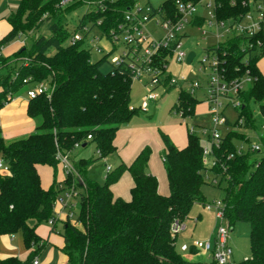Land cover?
Here are the masks:
<instances>
[{"label": "trees", "instance_id": "obj_1", "mask_svg": "<svg viewBox=\"0 0 264 264\" xmlns=\"http://www.w3.org/2000/svg\"><path fill=\"white\" fill-rule=\"evenodd\" d=\"M215 1L220 19L239 20L256 0ZM136 2L20 0L8 17L11 29L0 40V65L6 61L18 63L24 56L30 60L0 76V109L28 84L49 80L52 93L29 98L27 113L36 121L35 132L25 138L6 140L0 130V158L11 170L0 173V234L21 231L26 247L31 250L26 260L10 256L0 264H33L45 246L38 226L55 217V202L62 191L60 184L75 183V174L65 173L57 153L73 152L91 143L99 151L97 158L74 161L82 183H75L79 190L76 218L62 221L60 233L64 238L62 251L67 256L66 264H202L179 253L178 236L171 233V224L174 220L186 221L196 203L207 202L202 187L207 183L216 185L214 179L224 190V214L230 230L238 221L250 225L252 256L235 264H264V136L261 151L239 155L234 140L244 135L227 133L222 147L215 150L219 163L208 167L203 161V144L196 134L188 131L187 145L179 148L161 131L170 189L166 195L160 193L158 178L149 171L152 152L149 145L130 164L122 162L107 172L103 183L89 177V167L116 151L117 131L140 109L131 104L129 70L120 67L104 72L102 64L108 60L107 55L92 61L91 47L83 41L70 44L69 38L88 23L93 28L99 20L102 32L111 36V30L124 20V11ZM83 5L89 6V10L81 16L75 30L70 31L65 27V16ZM161 5L168 14H174V0H162ZM45 21L49 23V34L34 39L31 49L23 46L12 56L2 55L4 46L38 30ZM261 37L260 48L245 49L243 38L235 36L205 49L217 51L228 77H243L248 71L255 77L241 94L242 113L251 127L257 126L253 105L264 115V74L258 66L264 56V33ZM161 59H166L165 55ZM199 102L196 95L179 88L172 109L191 117ZM40 166L53 170L54 181L48 188L42 185ZM61 171L64 175L60 177ZM126 171L133 178L130 200L116 197L112 191V185ZM194 248L189 249L192 254Z\"/></svg>", "mask_w": 264, "mask_h": 264}, {"label": "built area", "instance_id": "obj_2", "mask_svg": "<svg viewBox=\"0 0 264 264\" xmlns=\"http://www.w3.org/2000/svg\"><path fill=\"white\" fill-rule=\"evenodd\" d=\"M115 1V0H111ZM264 0H256L252 2V9L248 11L241 19H220L216 11L215 0L193 1V0H174L175 12L173 15L167 13L163 6L158 4L153 6L151 3L141 5L136 2L133 6L124 11V20L111 30V36H107L102 32L100 25L101 20L93 28H89L90 23L82 28V31H74L69 38L70 44L78 42H86L91 50L95 49L101 53L107 50L106 54L111 64V71L123 67L129 70L131 78L140 79L144 75L150 77L149 83L151 88L146 95L140 109H146L151 101L159 98L157 90L159 88L167 91L168 87L180 86L185 88L192 94L201 87V81H188L185 79H174L167 75L169 60L175 58L177 62H184L188 53L182 49L183 39L187 35V27H198L201 33L206 36L209 32L208 28L216 29L217 39L221 40L224 36L241 37L247 47L260 48L263 45L261 34L264 33ZM101 6H103L101 2ZM203 7L206 14L200 13ZM200 20H203L200 22ZM152 22L153 29H149L147 24ZM98 28L101 32L100 36L95 39L98 44H91L88 40L89 33ZM223 30V33L220 31ZM86 33V34H85ZM104 40L109 45L106 49L103 44ZM94 40H92V43ZM220 43V42H219ZM219 45V44H218ZM118 48L120 51L113 54ZM161 55H165L166 59H161ZM192 59L191 63L194 61ZM198 71L207 72L206 78V103L208 113L211 116L213 129H203L208 144L203 145L202 154L203 161L208 167L216 166L219 163L215 150L223 145V138L230 132H239L244 136L235 138L236 154L244 155L249 152L255 153L262 150V137L264 136V120L259 128L247 126L246 118L242 113L244 105L241 94L246 90L255 77L248 71L243 77L230 78L222 69L221 59L217 51L205 52L199 61ZM29 83L28 79L24 80ZM47 93L51 95L52 87L43 82L31 85L26 94L28 98H34L39 94ZM133 107V106H132ZM231 112V113H230ZM184 116L183 111H178ZM264 118V115H262ZM226 126V131L221 132V127ZM188 131L195 134L194 124L190 125ZM91 139V135L88 136ZM80 147V144H76ZM99 154V151H98ZM72 152L58 151L57 158L64 169L65 173L77 174L72 160ZM112 170L110 165L106 166V172ZM10 167L0 158V173H10ZM210 178V177H209ZM214 184H218V179L212 180ZM62 189L55 202V217L49 219V225H55L56 221L63 216V220L76 218V209H79V191L75 187V183L71 186L60 184ZM204 206L209 210H215L216 217L222 222L226 221L224 214L223 200L206 202ZM186 229L185 221L174 220L171 224V233L179 235ZM230 228L227 229L222 224L217 230L214 243L210 241H195L193 246L202 249L205 252H212L215 264H233L231 261L232 249L228 242ZM183 250H188V246L184 244ZM33 264H40V259L36 257Z\"/></svg>", "mask_w": 264, "mask_h": 264}, {"label": "rangeland", "instance_id": "obj_3", "mask_svg": "<svg viewBox=\"0 0 264 264\" xmlns=\"http://www.w3.org/2000/svg\"><path fill=\"white\" fill-rule=\"evenodd\" d=\"M148 1L153 6H157L162 0H138V3L141 5H145L148 3ZM87 10H89V6L83 5L75 11L66 14L64 21L65 27H67L70 31L75 30V27L78 25L81 16ZM200 13L203 15L206 14L203 7L200 8ZM48 26V21H45L38 30L22 36V39H24L26 47L28 49H31L34 39L41 35L49 34ZM147 27L149 29H153V23H148ZM208 30V34L204 36L198 27L188 26L186 29L188 35L183 39L182 49L186 51H194L196 57L192 63H187L186 61L177 62L175 58H171L169 60L167 69V75L174 79L180 80L183 78L188 81H201V87L198 88L195 92L197 98L200 100L196 107L195 114L191 117L182 116L180 113H176L175 110L172 109L179 95V85L168 87L167 91H165V89L163 88H159L157 90L160 95L159 98L151 101L146 109H140L146 95L149 93V89L151 88V84L149 83L150 77L148 75H144L140 79L132 78L131 104L133 107L140 109L139 114H136L126 125L120 128L121 133L123 132V135H125L123 139H120V141L122 140L120 143L121 146L117 147V150L114 153L95 161L89 167V177L92 180L103 183L107 175L105 167L110 165L115 168V166L118 165L117 163L119 162L120 157L123 156V151L130 146V141L133 139L135 140V142L138 141L140 142V144H148L151 147L152 152L148 167H150L151 164L152 167L154 166L153 169L159 172L157 173L159 187L161 190L169 193L170 189L167 174L163 164V140L161 137V131L167 133L169 136H176V138L179 139L180 137L186 136L188 128L190 127V125L194 124L195 134L198 136L201 143L203 145H209V142H207L206 137L203 134L204 128H207L209 130L213 129L211 116L208 113V106L205 101V80L207 78L208 71H206V73L198 71V67L200 65L199 61L204 56L206 48L216 47L219 42L221 44L228 38L227 36H224L223 38H221V40H218L216 29L213 27H209ZM220 32L223 33V30H221ZM100 35L101 32L98 28L93 29L88 35L89 42H91V44H98L99 41L95 39V37ZM92 40H94L93 43ZM100 44H103L106 49L109 48V45L104 40H102ZM119 51L120 48H118L113 54L118 53ZM210 51L212 52L213 49ZM106 52L107 50L101 53L97 52L95 49L91 50V60L97 61L98 59L102 58L106 54ZM109 58L102 64V70L104 72H108L111 69ZM29 60L30 58L27 56L19 58L20 64L23 62L28 63ZM18 65L16 62H4L2 65H0V76L5 75L8 71L14 70V68ZM258 66L264 74V56L258 62ZM42 82L48 84V86L50 87L49 80H45ZM31 85L32 84H28L24 86L22 91L26 93V90ZM253 109L257 119V126L260 128L263 124L264 118L260 114L257 105H253ZM226 129V126L221 127V132L224 133ZM127 131H129V137H126ZM121 133L117 132L116 138L117 135H122ZM28 135L29 134L19 138H25ZM97 156L98 152L95 148V145L91 143L87 147L75 148L71 157L73 161L78 162L80 158H97ZM48 171L50 172V169ZM125 174H123L119 178L117 184L119 183L121 190H127L129 192L131 199L132 194L129 185H127L129 184L127 178L130 176L129 174ZM74 182L82 183V177L80 176L78 171L77 174L74 175ZM202 192L207 202L222 200L224 196V190L222 187L209 183L203 185ZM76 212H78V209H76ZM221 224L227 229L230 228L226 221L222 222L216 217L215 210H209L203 204L196 203L191 211L190 218L186 219L187 228L183 230L177 237V250L181 255L187 257L188 260H193L194 258L198 257V260L201 259L202 264H215L211 251L204 252L200 248L195 247L194 253L196 256L193 257L191 256V252L189 249L191 248V246H193L195 241H210L211 243H214L213 236L215 232L217 234V230ZM228 242L233 252L231 257V261L233 264L251 257L252 251L249 223L246 221L236 222L233 230L229 231ZM184 244L188 246V250L182 249V246ZM202 251L204 252V255L201 257L200 252Z\"/></svg>", "mask_w": 264, "mask_h": 264}, {"label": "crops", "instance_id": "obj_4", "mask_svg": "<svg viewBox=\"0 0 264 264\" xmlns=\"http://www.w3.org/2000/svg\"><path fill=\"white\" fill-rule=\"evenodd\" d=\"M19 1L20 0H0V40L11 29V24L8 21V17L11 15L12 12L16 10L19 4ZM200 1L202 2L205 0H198V2ZM148 3L150 2L148 1ZM263 6H264V1H263ZM23 35L18 37L12 43L4 46L1 50L2 55L5 57L12 56L20 48H22L23 46H26L24 39H22ZM17 64H20V62H18ZM22 90L23 89L17 92L10 99V101L7 102L0 109V130L6 140H13V139L22 137L27 134L30 135L31 133L35 132V129H36V125H37L36 121L33 118H31L27 113V106H28L29 98L27 94L24 93V91ZM195 112H196V109H195ZM117 132L121 133V130L119 129ZM121 134L122 135H117V138H115L114 140V145L116 146V150H117V147L121 146L120 143L122 140L120 141V139L121 138L123 139L125 137V135H123L124 134L123 132ZM126 137H129V131H127ZM170 137L177 147L183 148L188 143V130H187L186 136L180 137L179 139L176 138V136H170ZM146 145L148 144H140V142L138 141L135 142V140L132 139L130 141V146L123 151V156L120 157L119 162L117 164L119 165L122 162L126 164H130L135 158V156L137 155V153ZM163 148H164V144H163ZM153 167L150 164V167H148L150 168L149 171L157 176V173L159 172L154 170ZM49 169H50V172L48 171ZM112 169L114 168L112 167ZM39 171L41 175L42 185L45 188L50 187L54 181V174H53L52 168L46 167V166H40ZM123 174L125 175L129 174L130 176L127 178V181L129 182V184L127 185H129L130 191H131V188L133 187V178L128 171L124 172ZM61 175L62 176L64 175L62 171L60 173V177ZM112 191L116 197H121L125 200H130L129 192L127 190H121L119 183L117 184V182H115L112 185ZM159 191L160 193L164 195L168 194L164 190H161L160 187H159ZM62 221H63V216H61V218L56 221L55 229H53L52 226L49 225L48 223H44L38 226L37 231L39 235L42 237V239L45 241L44 248L41 250L40 254L37 256L40 259V264H66L67 263V256L62 251V248L64 246V238L60 233L63 227ZM185 224H186V221H185ZM186 228H187V225H186ZM215 238H216V232L213 236V241L215 240ZM30 251L31 250L28 249L24 243V237L21 231L14 233V234H0V261L10 256H16L21 260H26L28 255L30 254ZM204 252L203 251L200 252L201 257L204 255ZM191 256L195 257L196 255L195 253L194 254L191 253ZM196 259L197 261H201V259L198 260V257L194 258L193 260H196Z\"/></svg>", "mask_w": 264, "mask_h": 264}, {"label": "water", "instance_id": "obj_5", "mask_svg": "<svg viewBox=\"0 0 264 264\" xmlns=\"http://www.w3.org/2000/svg\"><path fill=\"white\" fill-rule=\"evenodd\" d=\"M194 56H195V52H194V51H190V52L188 53V56H187L186 62H187V63H191V61H192V59L194 58Z\"/></svg>", "mask_w": 264, "mask_h": 264}]
</instances>
